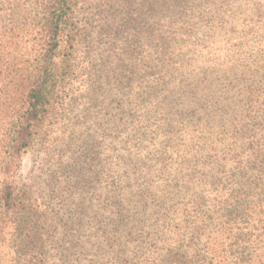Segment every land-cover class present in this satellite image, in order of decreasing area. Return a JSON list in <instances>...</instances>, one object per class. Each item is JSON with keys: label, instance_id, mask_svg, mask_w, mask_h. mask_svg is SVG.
<instances>
[{"label": "rangeland", "instance_id": "rangeland-1", "mask_svg": "<svg viewBox=\"0 0 264 264\" xmlns=\"http://www.w3.org/2000/svg\"><path fill=\"white\" fill-rule=\"evenodd\" d=\"M184 1L176 13L159 16L154 0H68V18L56 57L57 86L49 109L34 126L30 144L17 157L13 181L24 208L0 236V264H89L92 250L59 257L53 248L52 241L61 231L59 218L64 216L57 209L67 195L65 165L80 152L97 156L100 178L94 181L93 193L90 188L83 192L94 199L103 191L102 180L108 173L104 167L111 147L118 146L120 128L126 127L125 121L133 124V118L141 115L147 124L150 113L172 123L175 133L168 141L172 148L165 151L172 152L166 160L159 159V164L148 160L145 170L154 175L152 181L157 186L185 192L174 201L177 211L165 217L163 224L175 232L183 229L186 242L197 245L202 232L193 229L198 225L193 221H198L199 215L189 214V209L224 191L229 175L215 172L216 178H211L208 167L190 166L181 155H186L189 146L195 149L193 145L205 154L210 148L227 152V142H222L229 137L227 129L214 125L206 132L187 120L177 122V117L164 116L160 99L141 102L136 94L159 85L163 95L168 81L170 91L179 79L191 76L193 85L210 90L220 101L233 95L235 77L264 61V0ZM31 22L38 27L42 23L39 18ZM18 40L23 45L13 44L16 57L23 61L33 58L35 51L24 48L30 45L26 38ZM129 109L135 115L128 120L125 111ZM197 155L201 159L200 152ZM210 190L215 193H208ZM202 205L210 207L209 202ZM86 207L81 206L84 213ZM28 210L31 215H27ZM259 210L264 218V205ZM66 231L70 234L68 247L70 243L78 245L77 224ZM85 233L88 238L89 231ZM230 234L224 240L228 262L238 257L240 264L250 231ZM153 235L155 242L139 239L126 253H143L148 261L143 264H160L159 248L166 235ZM262 236L264 240V230ZM131 258L138 260L131 263L141 264L137 257ZM100 264H106V258ZM192 264L207 263L198 260Z\"/></svg>", "mask_w": 264, "mask_h": 264}, {"label": "trees", "instance_id": "trees-1", "mask_svg": "<svg viewBox=\"0 0 264 264\" xmlns=\"http://www.w3.org/2000/svg\"><path fill=\"white\" fill-rule=\"evenodd\" d=\"M184 2L154 0L159 16L176 13V7ZM67 8L68 0H0V236L24 208L22 196L14 186L13 172L17 157L34 136V126L51 105L58 82L56 57L68 18ZM34 18L40 19V27L30 24ZM18 38H26L30 45L24 48L35 51L33 58L23 61L16 57L13 44L23 45ZM255 67L235 77L233 95L223 96L222 101L210 90L203 91L204 87L193 85L191 76L179 79L170 91L172 84L168 81L163 95L159 85L136 94L141 102L160 99L158 104L164 116L177 117V122L187 120L206 132L214 125L227 129L229 137L222 140L227 142V152L210 148L205 154L193 145L196 150H190L189 146L186 155H181L190 166L208 167L211 178H216L215 172L226 171L229 175L224 191L189 209V214L199 215L198 221H193L198 224L193 229L202 232L197 245L192 247L186 242L183 229L175 232L163 224L165 217L177 211L174 201L185 192L157 186L152 181L154 175H148L145 170L148 160L153 159L157 164L159 159L166 160L165 156L172 151L165 150L172 148L168 141L175 133L172 123L150 113L147 124L141 115L133 118V124L125 121L126 127L120 128L118 146L111 147L108 165L104 167L108 173L102 180L103 191L95 194L94 199L83 196V192L90 188L89 192L93 193L94 181L100 178L97 156L80 152L65 165L68 180L63 186L67 195L57 209L64 216L59 218L61 231L52 241L56 255L60 257L64 253L71 257L77 250L80 254L92 250L89 264H100L104 258L106 264L138 261L131 256L143 264L148 262L143 253L126 252L139 239L155 242L157 237L152 238L153 234L161 232L166 236L159 248L160 264H192L198 260L207 264H238V257L228 262L224 240L234 230L236 235L247 230L250 234L239 263L263 264L264 218L259 207L264 205V61ZM125 112L128 120L135 115L130 109ZM205 202L210 203L209 208L202 205ZM83 204L88 205L85 213ZM74 223L80 239L78 245L75 242L68 247L70 234L66 230L74 228ZM85 230L89 231L88 238ZM87 244L91 246L85 248Z\"/></svg>", "mask_w": 264, "mask_h": 264}]
</instances>
